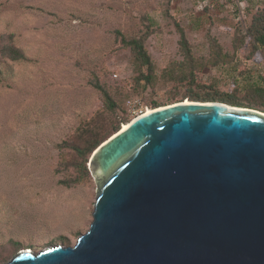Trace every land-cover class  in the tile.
Returning a JSON list of instances; mask_svg holds the SVG:
<instances>
[{
  "label": "rangeland",
  "instance_id": "obj_1",
  "mask_svg": "<svg viewBox=\"0 0 264 264\" xmlns=\"http://www.w3.org/2000/svg\"><path fill=\"white\" fill-rule=\"evenodd\" d=\"M263 7L264 0H0V42H12L27 58L0 56V264L23 249L74 245L93 220L97 184L90 161V179L77 186L60 183L73 173L56 170L58 145L103 105L90 84L93 73L130 92L144 112L153 101L173 104L193 94L230 96L264 112V98L245 82L250 76L263 83L264 52L249 58L250 50H243L235 64L205 69L191 85L133 93L135 63L117 30L137 36L146 29L142 17L151 19L146 47L159 74L183 60L174 19L194 55H210L208 33L232 55L235 31L246 29ZM128 114L133 118L129 107ZM12 241L21 245L14 249Z\"/></svg>",
  "mask_w": 264,
  "mask_h": 264
},
{
  "label": "water",
  "instance_id": "obj_2",
  "mask_svg": "<svg viewBox=\"0 0 264 264\" xmlns=\"http://www.w3.org/2000/svg\"><path fill=\"white\" fill-rule=\"evenodd\" d=\"M89 167L88 230L4 264H264V112L191 100L152 108Z\"/></svg>",
  "mask_w": 264,
  "mask_h": 264
},
{
  "label": "trees",
  "instance_id": "obj_3",
  "mask_svg": "<svg viewBox=\"0 0 264 264\" xmlns=\"http://www.w3.org/2000/svg\"><path fill=\"white\" fill-rule=\"evenodd\" d=\"M169 15L168 7L165 10ZM146 29L143 33L128 38L122 31H116V37L123 46L129 48L135 63V75L133 76V93L154 90L164 86L166 83L180 84L188 82L194 84L197 74H202L205 69H224L235 64L237 56L243 50H250L252 57L258 51L264 52V7L258 10L251 24L245 28H239L235 31L233 37V54L225 53L217 38L210 33L207 39L210 43L209 56H196L193 53L192 46L187 38L185 29L180 22L174 19V26L180 35L179 45L183 55V60L169 63L159 74L157 67L149 53L146 42L153 34V24L148 16H143ZM0 56L5 60L19 61L27 60L25 54L12 42L2 44L0 42ZM2 70L0 68V79ZM234 77L238 78L239 76ZM263 83L258 84L252 77H246V87L253 89L259 97L264 98V78L259 77ZM90 84L99 91L102 100V107L99 108L92 119L80 122L70 137L58 145L60 150V160L57 172L73 173V176L60 183L67 187H73L83 184L90 179L91 172L88 163L94 151L108 138L118 132L124 124L129 123L133 118L128 114V102L132 99L130 92H125L119 87H111L106 82L100 80V77L93 73ZM198 85V84H197ZM192 101H217L233 106H243L240 102L232 99L230 96L218 95H199L193 94ZM179 102V101H178ZM171 104V103H170ZM152 108L165 106L156 101L151 103ZM168 105V104H166ZM14 249L21 244L12 241Z\"/></svg>",
  "mask_w": 264,
  "mask_h": 264
},
{
  "label": "built area",
  "instance_id": "obj_4",
  "mask_svg": "<svg viewBox=\"0 0 264 264\" xmlns=\"http://www.w3.org/2000/svg\"><path fill=\"white\" fill-rule=\"evenodd\" d=\"M139 106H140V101L138 99H136V98L131 99L128 102V107H129L130 112L133 115V118H135V117H137V116H139V115L144 113L143 110H140V109L138 110Z\"/></svg>",
  "mask_w": 264,
  "mask_h": 264
},
{
  "label": "bare ground",
  "instance_id": "obj_5",
  "mask_svg": "<svg viewBox=\"0 0 264 264\" xmlns=\"http://www.w3.org/2000/svg\"><path fill=\"white\" fill-rule=\"evenodd\" d=\"M187 101H189V100H187ZM150 110H151V109H149V110H147V111L150 112ZM126 125H127V124H124L123 127H125Z\"/></svg>",
  "mask_w": 264,
  "mask_h": 264
}]
</instances>
